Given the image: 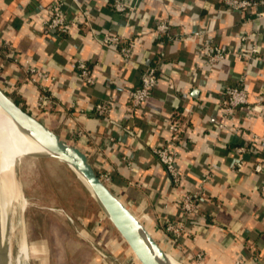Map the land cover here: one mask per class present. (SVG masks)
Wrapping results in <instances>:
<instances>
[{"label": "crops", "instance_id": "0c3cea01", "mask_svg": "<svg viewBox=\"0 0 264 264\" xmlns=\"http://www.w3.org/2000/svg\"><path fill=\"white\" fill-rule=\"evenodd\" d=\"M50 1L0 0V88L81 149L97 173H107L110 190L158 245L183 264H233L237 257H256L264 264V193L259 188L264 183V5L238 11L223 0H123L130 10L117 12L110 0H64L75 24L60 35L42 26L43 8ZM79 8L88 16L82 18ZM165 19L170 38L152 33ZM193 30L201 34L186 38ZM103 32L133 41L128 61L116 47L100 45L97 37ZM241 34L262 47L247 73L241 56L210 66L199 62L210 40L235 50ZM4 41L14 57L3 58ZM77 58L90 64L92 84L76 75ZM26 61L54 76L43 81L54 93L51 109L36 107L38 88L24 72ZM147 64L157 65V84L143 106L130 111L129 93ZM240 80L248 107L236 109L227 127L217 129L222 119L219 91ZM103 98L112 101L105 117L94 113V104ZM172 117L179 118L185 131L172 145L183 174L178 186H172L152 153L153 146L170 139L166 127ZM244 144L248 152L238 171L232 168L233 149ZM255 162L262 164L261 173L252 170ZM197 191L201 194L186 233L172 244L165 225L178 215L181 195ZM77 218L95 240L93 216ZM198 251L204 255L201 261L194 257Z\"/></svg>", "mask_w": 264, "mask_h": 264}, {"label": "built area", "instance_id": "2783aa9c", "mask_svg": "<svg viewBox=\"0 0 264 264\" xmlns=\"http://www.w3.org/2000/svg\"><path fill=\"white\" fill-rule=\"evenodd\" d=\"M225 6L230 9L238 11H246L249 8H256L264 5V0H223ZM110 4L114 11L126 12L130 10V6L123 0H110ZM43 12L45 18L42 21L44 30L56 34H67L70 27L75 24L64 10V0H51L44 8ZM78 14L83 18L88 16L87 13L79 8ZM263 12H257V17H262ZM94 35L95 31L92 29ZM152 33L155 35H164L170 38V22L165 19L156 24ZM201 34L200 30H193L186 38L195 37ZM176 39L179 37H175ZM100 45L104 47L114 46L124 61H128L132 56L133 41L126 39L122 34H114L110 32H103L97 37ZM239 49H231L229 47L221 46L220 44L211 41L207 43L206 48L201 54V64L210 66L217 62H224L231 56H241L244 62V71L247 73L251 66V61L261 53L262 47L256 39H249L246 35L239 36ZM1 54L3 58L14 57V49L11 45L4 41L2 43ZM76 75L81 79L84 84H92L94 82L92 76V68L90 64L83 58H77L75 61ZM24 72L28 79L36 84L38 88V95L36 100V107L43 110L51 109L54 104V93L49 90L43 81L54 80V76L47 72L35 67L30 62L26 61L24 65ZM245 74V73H244ZM158 81L157 65L147 64L140 73L139 83L131 89L128 97V109L136 111L140 109L144 102L151 96L153 89ZM217 104L220 109L222 119L217 123V129L227 127L226 120L232 115L236 109H245L248 107V94L243 80L238 84L228 85L219 91ZM112 108V101L109 98H103L94 104V113L97 116H108ZM184 125L179 118L172 117L168 123L166 130L170 133V139L161 142L152 147V153L156 156L159 164L164 168L167 173L172 186H178L183 178L176 167L177 153L173 148V141L177 139L178 135L183 130ZM80 131H75V133ZM73 134V133H71ZM235 161L232 168L240 171L244 164V156L248 152L247 145H238L233 149ZM252 170L261 173L262 164L255 162L252 165ZM99 178L107 184L110 177L107 173H97ZM206 177L202 182H206ZM260 190L264 193V183L260 185ZM201 191L186 192L179 198L178 208L179 212L176 217L168 221L165 225V231L171 235V243H177V240L186 233V221L190 219L193 212L197 207V202L200 197ZM197 261L204 258L202 251L194 254ZM233 264H258L256 257L251 259H242L237 257Z\"/></svg>", "mask_w": 264, "mask_h": 264}, {"label": "rangeland", "instance_id": "374dc122", "mask_svg": "<svg viewBox=\"0 0 264 264\" xmlns=\"http://www.w3.org/2000/svg\"><path fill=\"white\" fill-rule=\"evenodd\" d=\"M14 180L25 204L21 210L17 205L10 209L11 264L22 234L28 248L25 264H140L97 202L92 206L93 198L65 163L25 155L15 165ZM87 213L98 225L95 240L93 232L78 226L77 217Z\"/></svg>", "mask_w": 264, "mask_h": 264}, {"label": "water", "instance_id": "95a60500", "mask_svg": "<svg viewBox=\"0 0 264 264\" xmlns=\"http://www.w3.org/2000/svg\"><path fill=\"white\" fill-rule=\"evenodd\" d=\"M0 107L21 130L31 135L50 152L33 154V156L56 158L72 170L94 202H97L111 221L140 264H157L152 253L163 256L166 253L165 250L158 245L147 229L119 197L110 190L108 185L99 178L86 154L77 146L61 138L36 116L24 110L2 88H0ZM77 173L83 177L88 187L85 186ZM0 264H2L1 260Z\"/></svg>", "mask_w": 264, "mask_h": 264}, {"label": "bare ground", "instance_id": "6f19581e", "mask_svg": "<svg viewBox=\"0 0 264 264\" xmlns=\"http://www.w3.org/2000/svg\"><path fill=\"white\" fill-rule=\"evenodd\" d=\"M38 153H50L44 145L38 143L31 135H28L10 118V116L0 107V257L2 264H11L9 220L10 209L14 205L20 210L24 207V198L17 190L14 180V168L16 163L25 155L33 156ZM78 177L87 184L82 176ZM11 248V247H10ZM157 264H182L172 255L165 253L160 256L152 253ZM136 258V257H135ZM28 259V248L21 235L15 264H25ZM137 259V258H136Z\"/></svg>", "mask_w": 264, "mask_h": 264}, {"label": "trees", "instance_id": "16d2710c", "mask_svg": "<svg viewBox=\"0 0 264 264\" xmlns=\"http://www.w3.org/2000/svg\"><path fill=\"white\" fill-rule=\"evenodd\" d=\"M16 103H17V101H16Z\"/></svg>", "mask_w": 264, "mask_h": 264}]
</instances>
